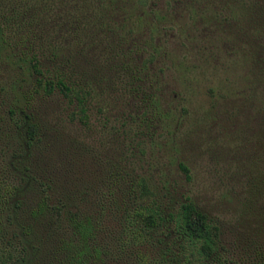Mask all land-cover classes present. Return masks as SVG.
I'll return each mask as SVG.
<instances>
[{"label": "trees", "instance_id": "16d2710c", "mask_svg": "<svg viewBox=\"0 0 264 264\" xmlns=\"http://www.w3.org/2000/svg\"><path fill=\"white\" fill-rule=\"evenodd\" d=\"M54 2L60 3L63 12L57 18L58 33H72L63 39L42 27ZM187 2L192 5L195 0ZM234 3L235 14L221 8L211 21L221 28L225 41L236 29V64L242 66L244 78L242 88L236 90L235 109L236 113L248 110L247 118L236 117L237 122L229 121L227 128L222 118L232 119V108L221 113L208 109L200 115L205 134L216 130L229 148L228 159L219 168L222 186L216 193L217 211L212 214L198 206L161 167L153 169L151 178L149 173L136 174L133 167L114 163V194L109 200L115 223L109 232L115 263L226 264L222 234L227 224L234 226L230 232L244 244H258V259L264 260V152L259 147L251 151L249 144L252 135H264V122L257 124L252 118L264 107V33L255 16L263 0L224 2ZM143 4L135 0H0V61L9 72L8 89L0 86V264H102L108 257V250L94 240L104 213L94 218L63 210L71 205L74 194L59 195L53 179L33 159L43 123L50 124L48 129L56 138L61 136L58 124L40 119L38 104L55 99L64 120L83 127L89 125L95 109L99 125L104 128L109 123L114 135L129 142L127 150L137 145L142 152L141 144L153 142L159 130L161 136L166 128L158 97L162 69L153 62L157 54L164 57L166 53L152 42L157 27L149 25L148 36L143 41L132 39L127 48L120 45L129 33L116 32L125 26L129 30L142 26L140 20L146 14L156 18L149 6L139 7ZM161 20L164 15L157 16L156 24ZM96 30L106 31L114 42L104 65L89 58L86 43L74 44L76 38L90 40ZM109 92L114 102L125 98L128 110L123 116H111L112 123L101 100V94ZM253 126L258 129L254 134ZM175 165L189 181L186 165L179 160ZM103 234L108 236L106 229Z\"/></svg>", "mask_w": 264, "mask_h": 264}, {"label": "rangeland", "instance_id": "374dc122", "mask_svg": "<svg viewBox=\"0 0 264 264\" xmlns=\"http://www.w3.org/2000/svg\"><path fill=\"white\" fill-rule=\"evenodd\" d=\"M135 1L144 2L143 6L139 7L149 6L156 18L153 19V16L146 14L140 20L142 26L136 24L131 30L125 26L116 32L122 35L124 32L129 33L124 36L123 44L120 45L126 44L127 48L131 45L132 39L143 41L148 36L149 25L157 27V33L152 34V42L157 43L159 49L166 53L164 57L157 54L153 62L154 67L162 69L157 79L161 83L158 87L162 86L158 97L166 125L161 132L162 135H158L159 130L152 136L153 142L141 144L142 152L137 151V145L127 150L129 142L121 141L119 136L114 135L109 123L104 128L99 125L98 118L94 115L97 114L95 109L90 112L89 125L83 127L78 122L64 120L55 99L38 104L41 111L40 119L58 124L61 136L56 138L48 129L50 124L43 123L46 125H41V141L33 159L38 160L39 165L45 169V176L53 179L59 195L74 194L71 205L64 206L63 210L69 208L81 217L94 218H97L100 212L104 213L94 236L99 246L108 250V257L102 264L115 263L113 258L115 245L109 232L115 223L109 200L114 194L111 184L113 169L117 168L114 163L125 168L133 167L136 174L146 176V173H149L151 178L153 169L161 167L171 179L175 178L181 190L189 193L198 206L214 214L218 203L215 200L216 193L221 191L222 186L219 168L222 161L228 159L229 148L221 143V137L216 130L205 134L206 127L200 115L208 109L221 113L224 109H229L230 112L232 108V119L228 115L223 117L220 114L223 117L222 123L229 128V121L237 122L236 117L243 119L248 113V110H239L237 114L235 109L236 90L242 88L244 78L242 66L236 64V29H231V39L225 41L220 37L221 28H218L216 22L213 24L211 21L222 11L221 8L227 10L228 15L234 13L236 3L232 6L225 5L226 0H205L203 4L195 3L199 1L195 0L192 5L187 0ZM62 13L60 3L54 2L44 16L42 27L52 34L60 33L63 39L72 33H58L57 29H60L61 23L57 18ZM158 15H164V20L156 24ZM255 16L260 19L261 30L264 33V0L263 5L255 9ZM233 23L234 21H231V27H228L233 28ZM243 30L244 27L238 32ZM95 32L97 34L90 40L83 42L80 37L75 39L74 44L79 46L86 43L89 58L104 65L109 60V47H113V38L106 31ZM8 79V69L4 62L0 61V86L7 88ZM105 81L106 79H103V83ZM155 85L157 87V84ZM118 92L113 91L116 95H119ZM101 96L105 103L103 110L110 119L109 122L112 123L111 116H123L127 113L125 98H118L120 101L114 102V95L110 92ZM95 103L93 100V106ZM252 118L257 124L263 123L264 107ZM166 130L168 131L165 133ZM256 130L257 127L253 126L251 133L254 134ZM212 138L215 139L214 142H211ZM249 144L251 151L259 147L264 152V135L257 137L252 135ZM177 160L188 168L189 181H185L183 174L177 169L175 165ZM250 161L249 159L248 163ZM148 163H151L152 167H149ZM262 216L263 213H260V218ZM62 224L63 222L60 225ZM227 225L229 226L225 229V234H222V240H225L223 244L227 250L224 253L226 264H264V260L262 262L258 259L261 247L258 244L253 246L244 244L230 232L234 226ZM105 229L108 236L103 234ZM119 262L118 260L115 264Z\"/></svg>", "mask_w": 264, "mask_h": 264}]
</instances>
